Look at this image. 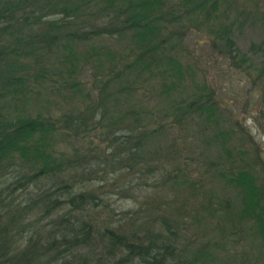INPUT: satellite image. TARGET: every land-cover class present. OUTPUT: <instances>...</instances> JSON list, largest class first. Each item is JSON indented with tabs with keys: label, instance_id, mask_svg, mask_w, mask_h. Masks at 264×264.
Instances as JSON below:
<instances>
[{
	"label": "trees",
	"instance_id": "16d2710c",
	"mask_svg": "<svg viewBox=\"0 0 264 264\" xmlns=\"http://www.w3.org/2000/svg\"><path fill=\"white\" fill-rule=\"evenodd\" d=\"M220 1L0 0V264H252L249 240L264 251L263 145L194 80L184 42L206 30L249 77L264 134V29L241 51ZM112 195L137 207L116 218Z\"/></svg>",
	"mask_w": 264,
	"mask_h": 264
},
{
	"label": "rangeland",
	"instance_id": "374dc122",
	"mask_svg": "<svg viewBox=\"0 0 264 264\" xmlns=\"http://www.w3.org/2000/svg\"><path fill=\"white\" fill-rule=\"evenodd\" d=\"M230 2L231 6L228 8L226 4ZM219 9L221 10V17L227 13V17H225L224 20L234 18L236 13L239 15V18L236 20L237 22L234 21L232 35L235 44L239 49L245 51L249 55V43L251 41H257L260 37L259 34L264 29V0H222L220 1ZM252 17L256 19L258 18L261 23L255 22L254 25H251L249 21ZM240 23H242V25H240ZM209 24L213 27L216 26V23L213 21L209 22ZM207 36L210 35L206 30L202 34L192 31L184 38L185 44L189 48L194 49L193 54L195 55V58L197 56L196 62L199 68H196L194 80L196 82H204L208 87L214 90V98L219 102L221 110L224 112V116L236 117L242 125L248 127L249 131L254 135V138L261 142L263 145V154H261V156L264 161V134L253 119L257 108H259L261 104V92L254 91L255 96H250L249 77L244 75L243 72L230 67L227 60L220 54L211 51L208 42H205V37ZM199 40L202 42L197 44ZM82 79L86 82L87 77L83 76ZM40 100L41 99L35 102V104L37 103L38 108L29 104L27 107L30 111L29 113L34 114L37 109L41 111L43 110L44 105L41 104L43 103V99ZM49 106H51L50 108H52V110L55 109L53 108L54 105L52 103ZM227 123L228 121L222 122L220 125H223L224 127ZM59 147L62 148L63 145L59 144ZM204 154L208 159L213 158L214 149L208 148L204 151ZM192 167L193 165L190 170L192 171V175H194L196 172L192 170ZM136 194L139 195L138 192H136ZM229 195L232 196V193L229 191L225 192L227 198ZM108 206L115 211V217L117 218L121 212L135 209L137 207V200L121 199L117 198L116 195H112L108 200ZM99 214L101 215L102 213L97 211L96 216H99ZM242 244L243 243L241 242L237 244L234 243L232 248L227 249L224 253H220V255H222L221 259H223L222 261H225L229 256H234L239 260L238 249L241 248L240 245ZM245 249L253 257L252 264H264V251H260L250 240L245 246ZM227 254H229V256ZM244 264L249 263L244 261Z\"/></svg>",
	"mask_w": 264,
	"mask_h": 264
}]
</instances>
